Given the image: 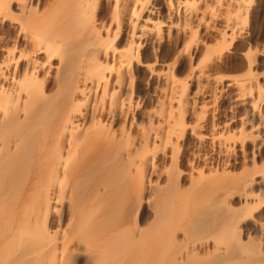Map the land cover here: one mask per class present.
<instances>
[{
    "label": "bare ground",
    "instance_id": "bare-ground-1",
    "mask_svg": "<svg viewBox=\"0 0 264 264\" xmlns=\"http://www.w3.org/2000/svg\"><path fill=\"white\" fill-rule=\"evenodd\" d=\"M0 264H264V0H0Z\"/></svg>",
    "mask_w": 264,
    "mask_h": 264
}]
</instances>
